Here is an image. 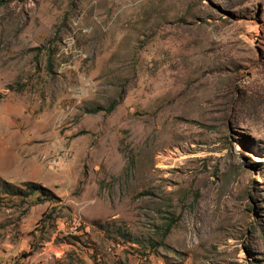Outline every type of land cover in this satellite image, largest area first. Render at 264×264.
Masks as SVG:
<instances>
[{"label":"rangeland","instance_id":"obj_1","mask_svg":"<svg viewBox=\"0 0 264 264\" xmlns=\"http://www.w3.org/2000/svg\"><path fill=\"white\" fill-rule=\"evenodd\" d=\"M0 260L264 264V0H0Z\"/></svg>","mask_w":264,"mask_h":264},{"label":"trees","instance_id":"obj_2","mask_svg":"<svg viewBox=\"0 0 264 264\" xmlns=\"http://www.w3.org/2000/svg\"><path fill=\"white\" fill-rule=\"evenodd\" d=\"M117 102H118V99L117 98L116 99H113L107 106H105V107H99V109H103V110L109 112V111H111L114 108V106L117 104ZM25 186H26L25 190L22 191L20 189H17L13 193L28 194V193H33L35 191H39L41 193L48 192L47 189H45L42 185L37 184V183H34V182H27V183H25Z\"/></svg>","mask_w":264,"mask_h":264},{"label":"built area","instance_id":"obj_3","mask_svg":"<svg viewBox=\"0 0 264 264\" xmlns=\"http://www.w3.org/2000/svg\"><path fill=\"white\" fill-rule=\"evenodd\" d=\"M0 264H13V261L0 260Z\"/></svg>","mask_w":264,"mask_h":264}]
</instances>
